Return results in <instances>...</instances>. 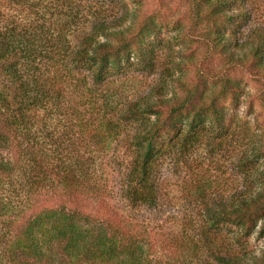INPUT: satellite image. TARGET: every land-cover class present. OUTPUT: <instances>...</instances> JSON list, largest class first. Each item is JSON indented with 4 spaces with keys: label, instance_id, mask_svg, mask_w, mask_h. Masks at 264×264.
Masks as SVG:
<instances>
[{
    "label": "trees",
    "instance_id": "1",
    "mask_svg": "<svg viewBox=\"0 0 264 264\" xmlns=\"http://www.w3.org/2000/svg\"><path fill=\"white\" fill-rule=\"evenodd\" d=\"M113 1L0 0V264H195L200 256L192 239L148 229L134 209L163 204L167 154L222 146L231 121L220 98L238 83L225 74L208 85L203 68L192 78L167 70L175 91L156 84L119 99L110 77L130 65L153 70L145 37L158 25L130 11L126 19ZM188 2V35L224 67L246 70L264 110V32L246 41L232 29L249 17L245 0ZM111 145V156L128 151L117 172ZM252 156L264 157V143ZM252 171L257 187L218 197L206 193L213 179L193 182L216 230L204 246L217 264H264V246L239 249L243 236L264 232V165ZM228 225L237 227L238 245L223 231Z\"/></svg>",
    "mask_w": 264,
    "mask_h": 264
},
{
    "label": "rangeland",
    "instance_id": "2",
    "mask_svg": "<svg viewBox=\"0 0 264 264\" xmlns=\"http://www.w3.org/2000/svg\"><path fill=\"white\" fill-rule=\"evenodd\" d=\"M113 3H117L118 7L125 6L122 9H127L123 14L126 19L129 16L132 19V14L125 13L130 11L135 13L133 16L138 15L135 19L150 15L158 25L155 33L145 37V41L154 46L153 70H141L136 65H130L122 70L123 74L110 77L108 87L116 91L119 99L141 96L156 84L162 85L165 92L175 91L170 84L168 71L192 78L199 68H203V71L210 73L203 76L208 85L213 83L209 77L214 76L213 79H218L217 84H220L225 74L238 83L239 88L234 94L227 93L220 98L231 121V132L222 146L210 147L202 143L191 148L186 155L175 150L167 154L161 159L159 167L163 180V204L152 210L145 207L134 209V214L144 221L148 229L154 227L155 230L174 231L185 237L186 241L192 239L193 243L198 244L200 256L195 264H217L204 246L207 236L214 237L216 230L203 213L205 205L197 200L193 182L198 176L213 179L212 187L206 191L212 197L231 194L236 188L258 186L252 170L263 167L264 157L252 155L264 143V110L257 96L260 85L246 70L224 67L225 60L219 53H210L194 36L188 35L187 29H190L191 23L188 0H114ZM244 3L249 17L237 22L232 29L239 39L247 41L257 30L264 32V0H245ZM208 28L212 29L213 25ZM114 147L111 145L108 159L111 160L110 169L117 172L121 168L120 163L128 159V151L125 146H120L111 156ZM244 153L247 164L243 165L241 159ZM113 183L117 187L118 183ZM43 201L40 199V203ZM227 228L223 231L227 233L229 241L238 245L232 236L237 227L228 225ZM218 230H222V225ZM239 245V249H246L247 253H258L264 246V232L253 230L240 239Z\"/></svg>",
    "mask_w": 264,
    "mask_h": 264
}]
</instances>
